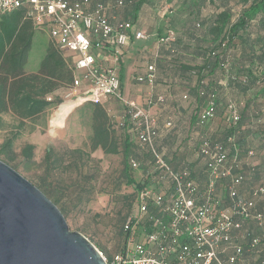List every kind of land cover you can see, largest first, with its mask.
Wrapping results in <instances>:
<instances>
[{
	"label": "built area",
	"instance_id": "built-area-1",
	"mask_svg": "<svg viewBox=\"0 0 264 264\" xmlns=\"http://www.w3.org/2000/svg\"><path fill=\"white\" fill-rule=\"evenodd\" d=\"M122 4L123 0L95 7L90 0H0V15L24 8L34 26L70 54L73 93L63 102L72 100L70 96H83L79 104L115 99L124 109L121 117L112 118L117 126L129 124L148 154L146 159L130 158V167L140 172L136 209L124 222L120 250L110 258L99 251L102 259L106 264H246V255H253L256 261L264 253V184L252 187L247 196L239 192L248 174L244 167L253 171L255 151L237 141L245 130L238 106L231 100L224 105L227 133L210 132L218 109L216 94L210 93L203 107L195 106L194 119L191 114L183 123L170 151L158 149L156 141L162 135L152 108L164 104L166 95L153 94L157 76L149 61L135 77L146 85L143 102L124 93L119 75L123 47H130L131 39L146 41L151 35L134 30L129 21L111 23L107 10ZM171 12L167 6L162 14ZM174 36L169 28L157 41ZM202 94L199 90L197 97ZM163 126L174 128L175 117H167ZM168 154L172 158H166ZM181 154L185 157L178 159Z\"/></svg>",
	"mask_w": 264,
	"mask_h": 264
},
{
	"label": "trees",
	"instance_id": "trees-1",
	"mask_svg": "<svg viewBox=\"0 0 264 264\" xmlns=\"http://www.w3.org/2000/svg\"><path fill=\"white\" fill-rule=\"evenodd\" d=\"M148 1L123 0L121 6L107 10L108 17L112 24L119 19L131 22L134 30L143 29L154 12ZM153 1L150 0V3ZM90 2L95 7L97 3L112 5L116 0ZM168 4L172 12L164 14L165 22L163 25L158 24L154 37L146 41H130V47L134 52L135 49L137 51L136 69L129 80L137 88L136 92H141L139 99H134L143 102L146 85L137 83L135 77L143 73L145 61L154 63L156 68L153 94L166 95L165 103L157 106L155 112L158 131L162 135L156 141V147L170 151L176 134L184 130L183 123L191 117L194 119L195 106L203 107L205 99L214 92L218 104L216 116L222 112L225 115L224 105L229 100L238 106L240 124H245V130L237 141L242 147L253 148L256 156L261 146L252 135L257 139L264 138L261 107L258 111L252 106L253 103L257 104L258 97H262L264 105V35L260 34L264 32V0H241L242 6L237 9V3L233 4L229 0H183L180 5L174 6L172 2ZM116 10L120 12L116 13ZM197 24L200 27H196ZM169 28L175 30L174 38L164 43L158 42L157 38ZM36 31L42 30L34 26L24 8L0 15V128L1 114L8 112L18 119L17 128H22L25 120L36 119L55 102L54 99L48 101L47 97H51L59 88H69L72 84L74 70L71 57L66 56L52 39L46 43L37 67L33 71L26 70ZM151 41L154 43L150 44ZM119 75L122 79L124 73L121 65ZM199 90H202V98L197 97ZM183 94L186 99L182 98ZM108 99L117 103V117H121L123 105L115 99ZM60 101L57 99V102ZM82 108L87 111L91 130L88 151L74 149L60 154L48 148L44 160L48 163V169L53 170L61 165L62 157L70 155L71 166L77 169L79 164L85 166L91 159L90 154L97 149L106 155L121 154L122 169L117 177V188L122 184L127 188V193L123 195L127 211L118 231L123 242V225L136 209V196L140 187V172L130 167V158L146 159L148 154L139 146L129 124L117 126L102 101H86ZM169 116L175 117V126L170 129L163 126ZM210 132L225 134L228 130L216 125ZM3 145L10 147V140ZM32 148L30 144L25 146L24 155L27 158ZM166 156L172 158L168 157L170 154ZM184 157L185 154H181L178 159ZM82 179H86L85 174ZM37 187L48 196L52 193L45 178ZM85 190L86 187L78 185V191ZM89 192L86 191L85 202L89 200ZM121 245L112 253L101 252L110 258L120 250ZM252 258L253 255H246V264H261L264 253L256 261H252Z\"/></svg>",
	"mask_w": 264,
	"mask_h": 264
},
{
	"label": "rangeland",
	"instance_id": "rangeland-1",
	"mask_svg": "<svg viewBox=\"0 0 264 264\" xmlns=\"http://www.w3.org/2000/svg\"><path fill=\"white\" fill-rule=\"evenodd\" d=\"M229 1L239 4L235 5V9L240 8L241 0ZM171 2L175 6L182 4L183 0H171ZM171 2L170 0H154L152 3L150 0L148 1L154 12H152L153 16L150 17V21L144 25L143 30L151 37L157 34L158 24H164L163 17L165 15L162 14V11ZM115 12L120 11L116 10ZM260 34L264 35V32ZM47 42H50V38L45 31L35 32L26 66L27 71H33L37 67ZM152 43L154 41L150 42V44ZM135 50L137 51V49ZM135 52H125L123 60L120 62L124 73L123 87H128V95L132 98H135V91L129 78L131 79L132 73L136 69ZM65 55L70 56L67 53ZM69 93H73V91H70L69 88H59L51 96L55 102L36 119L25 120L22 128H17L18 119L12 113L1 114L0 160L31 183L36 184V187L45 178L46 185L52 192L49 196L45 195L61 211L69 229L80 232L100 252L112 253L122 243L118 231L121 219L127 211L126 200L123 196L124 193H127V188L123 184L117 188V177L122 169L121 154L106 155L97 149L90 154L91 159L86 162V165L79 164L77 169L71 166L70 155L62 157L61 165L53 170L48 169V163L44 160L48 148H52L60 154L74 149L88 151L91 130L87 111L82 108L85 102L78 104L68 113L66 111L69 106L64 107L61 112L59 110L62 106H66L67 100L63 102V99H67L65 97ZM140 94L141 92L138 91L137 95ZM82 98V96L75 99L74 96L68 97L74 103L80 102ZM57 99H61V101L57 102ZM256 100V103L259 104L263 101L262 97H258ZM101 101L108 108L110 115H114V118L118 116L119 106L116 102L107 100L105 97ZM248 110L251 109L248 108ZM222 113L217 115L215 126L218 125L224 130L226 120ZM242 126L245 127V124ZM7 140H10V147L3 145ZM27 144L33 147L28 158L24 155V148ZM84 174L86 179H82ZM78 185L86 187V190L78 191ZM86 191H90L87 202L84 201L87 196Z\"/></svg>",
	"mask_w": 264,
	"mask_h": 264
},
{
	"label": "water",
	"instance_id": "water-1",
	"mask_svg": "<svg viewBox=\"0 0 264 264\" xmlns=\"http://www.w3.org/2000/svg\"><path fill=\"white\" fill-rule=\"evenodd\" d=\"M0 264H106L61 211L0 160Z\"/></svg>",
	"mask_w": 264,
	"mask_h": 264
},
{
	"label": "crops",
	"instance_id": "crops-1",
	"mask_svg": "<svg viewBox=\"0 0 264 264\" xmlns=\"http://www.w3.org/2000/svg\"><path fill=\"white\" fill-rule=\"evenodd\" d=\"M130 51H134L131 47H123V54H122V60H123V56L125 54V52H130ZM124 89V93L126 95L129 94V89L127 88H123ZM133 90L135 91V98L139 99V95H137V88H133ZM128 97H131L128 95ZM141 100V99H140ZM254 108H257V110L259 111L260 107H261V112L263 115L262 118V123H264V105L263 103L259 104H255L253 103L252 105ZM251 107V106H249ZM158 107H153L152 111L153 112H157ZM254 110V109H252ZM263 126V125H262ZM254 137V141H258L261 146V148H259V154H257L251 161L253 164V171L249 172V167H244V172L248 173L246 174V179L243 181V183L239 186V192L242 195H249V191L252 189V187L258 185V184H264V138L261 139H257L258 137H255L254 135H252Z\"/></svg>",
	"mask_w": 264,
	"mask_h": 264
},
{
	"label": "bare ground",
	"instance_id": "bare-ground-1",
	"mask_svg": "<svg viewBox=\"0 0 264 264\" xmlns=\"http://www.w3.org/2000/svg\"><path fill=\"white\" fill-rule=\"evenodd\" d=\"M83 97V96H82ZM84 98V97H83ZM82 98V99H83ZM82 101V100H81ZM80 101V102H81ZM80 102H77V103H74L72 100H67L66 101V106H62L59 110H60V112L62 111V109L64 108V107H67V106H69V109L66 111V113H68V112H70L74 107H76Z\"/></svg>",
	"mask_w": 264,
	"mask_h": 264
}]
</instances>
